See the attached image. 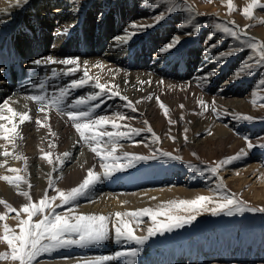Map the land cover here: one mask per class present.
<instances>
[{
  "label": "bare ground",
  "instance_id": "bare-ground-1",
  "mask_svg": "<svg viewBox=\"0 0 264 264\" xmlns=\"http://www.w3.org/2000/svg\"><path fill=\"white\" fill-rule=\"evenodd\" d=\"M45 1V9L42 14H40L38 8H40V4L43 0H27V2H25V0H0V65H4V62L7 63L10 58L14 59L15 57L13 55L18 56V58L25 56L28 57L25 65L23 64L24 66L19 65L13 70L10 69V71H4L6 67L1 66L3 71L0 72V74H2L5 79L0 80V104L7 99L9 105L17 112L27 111L32 117L30 122H25L23 125L18 124V119L12 122L0 121V123H8L9 127L11 126V123H17V130L22 136V138H16L15 147L0 138V140H2L0 141V165H2L0 166V176H15L19 174L24 178L20 182L19 187L15 184H9L7 181L0 180V199L7 202L11 200L13 196H15L16 199L25 197L21 195L22 192L27 191L30 194L36 192L41 188L42 185L40 183H44V180L48 183H50V180H54L56 183L64 182L70 186H77L80 181L82 182L86 177L88 169L93 168L96 172L103 171L100 166V157L91 150V147L88 144L82 141L79 133L75 130L73 123L66 114L59 113L52 107L48 106L46 99L43 102L33 101L30 99L31 95L29 92H23V88L25 87L35 90H43L50 81L59 78L61 75L53 78L50 65L40 68L33 66L32 63L29 65L31 61L39 58H47L49 56L57 60H62L66 57H79L81 67L83 68V61L87 60L89 62L88 73L93 80L88 86L71 91L72 100L82 96L87 97L89 94L97 92L98 89L94 88L93 85L95 83V78H98L100 83L112 87L113 91L119 90L122 96H127L131 101L152 95L153 99L151 101H153V104L157 101L155 97L159 96L160 99H163V97L167 96L164 93L169 94L173 91L174 87L179 85L186 86V89L193 88V85L197 83H201L202 86L206 85L208 82L202 81L199 78L206 73L212 72V68L215 64L208 54L205 53V45H198L192 48L189 46L190 48L185 56L180 60L177 58L178 52L174 53L172 50L161 54L159 51L161 47L166 46L174 35H179V33L182 34L181 29H171L169 28L170 25L166 28L163 27L161 30L157 27H152L155 30L152 28L150 29L149 27L144 31H140L138 35L133 36L128 43H121L119 46H116L113 42V37L123 36L126 29L129 33L132 31H139L138 29L129 28L130 22H135L137 25H147V23H138L143 17L147 19V16H149L148 14L151 12V10H147L149 9L148 7L147 9L144 7V0H86L82 4H79L80 0H57L59 1L58 5H54L52 11L50 3L54 2V0ZM194 6H196L195 3ZM191 9L192 8H188L190 13L192 11ZM196 9L199 10L197 7ZM175 19L178 20V17H174V20ZM182 19L184 20L185 17ZM65 29H67V31H64ZM99 29L104 33L100 32L97 35L96 44L93 47V45L91 46V44L88 43V39L92 36L89 32H98ZM79 30H81L82 33H88V51L79 53L78 50L75 49L77 50L75 53L74 51L73 53H67L66 48L69 47L71 49L74 47L71 43L69 44L65 41L68 33L70 31ZM61 32H63V34H61ZM148 33L149 37H145ZM103 34L108 36L106 43H103L104 40L102 41L101 35ZM258 34L264 36L262 32H258ZM169 36L171 38H169ZM166 37L169 38V41ZM145 47H147L148 49L146 50H150V52H144L145 50H143V48ZM181 52H183V50ZM179 63H181V65H178ZM18 64H20V62ZM55 69L57 73H61L59 66ZM218 70L217 73L211 77L210 81L217 80V82H219L217 85L219 91H227L229 88L235 90L233 86H229L230 84H236L233 79L234 77L222 80L225 76L224 71L222 70L221 72ZM82 75V71H77L75 75L68 76V85L71 80L79 79ZM183 77L186 78L183 80ZM187 77L190 78L187 79ZM173 78L181 79L177 82L174 81L175 79ZM6 79H8V81ZM148 80L152 81L150 85L139 83L140 81ZM158 81H163V83H157ZM115 86H118V88ZM227 86H229V88ZM181 88L183 87H180V89ZM240 88L243 89L242 86ZM158 93L160 94L158 95ZM39 94L45 96L43 92H39ZM194 95L193 97H195ZM240 100L241 99L238 100V98H235L233 101H230L229 104L231 107L235 106ZM25 105H27V108H25ZM124 106L125 101L121 98L108 99L107 104L101 107L102 110L99 113L96 111L97 113L95 114L113 117L114 114L118 113H116V111ZM41 107L44 108V111H39ZM149 110L152 111V119L155 121V124H157V127H159L161 124L159 121H162L165 118V115L163 114L164 111L161 109L158 111L156 107L153 110L151 108ZM145 112L147 111L145 110ZM3 114L6 116L11 115L6 110ZM119 114L122 113L119 112ZM235 114L233 112L229 113L227 116H231L230 119L232 120H229L227 123L225 122L224 125L218 123V125H220L219 128L221 130H228L229 125L235 127L237 125V122L233 119ZM46 116L47 120H45ZM37 119L40 120L41 124L38 125L36 123ZM139 119L141 118L139 117ZM117 123L125 124L123 120L119 119H117ZM45 124L47 126H43ZM234 129L235 128H229L230 131L228 130V133L234 131ZM106 130L112 131L113 129L109 125ZM52 132H55L56 136H52ZM201 132L202 130L196 131L197 136H190L191 138L189 141L195 140L196 142L197 137L200 136ZM34 140H40V148L36 150V152L28 151V148L33 149L31 145ZM141 141L142 143H140ZM189 141L182 142V144L188 145ZM238 141L241 142L240 144H246L244 139ZM163 142H165V144H171L173 140L168 136ZM159 144V142H152L151 134L147 136L140 134V139L136 141L121 139L116 145L115 154L122 155L127 152L132 154L149 155L153 151L159 150ZM52 145L61 148L57 158H62L64 152H69L71 154V159L66 160L65 163L58 168L56 167L59 163L58 159L52 164H49L48 158L44 156V153H50L46 151L47 149L49 150L50 147L54 148ZM236 145H239L237 141L234 142V146ZM92 146L96 145L93 143ZM99 146L108 151L113 147L112 144L107 143V137L101 141ZM5 149L12 155H9L8 157L3 156L2 153ZM244 149L248 154L242 158L245 159L243 162L238 163V165H240L238 169H248L253 167V172L260 169L258 173L260 175L264 173V149L260 150L259 155L253 158L254 161L252 160V163L250 162V157H253L252 154L257 151H252L247 149V147ZM157 154L159 153L157 152ZM15 155L27 157V165H25L24 159H14L13 157ZM5 159L8 161L7 164L3 163ZM120 163H123V160L120 161ZM11 168L19 169L20 171L19 173H14L10 171ZM182 170H184V167L177 161H170L167 159L144 161L126 172L117 173L115 179L104 180L102 183L96 184L87 196L81 197L73 205H66L63 208L57 209V211L67 212L69 207H71L72 211L77 214H95L111 217L112 219L109 220L108 227L112 230L114 214L116 212L133 211L135 206L139 209L140 205L144 202L148 204V202L154 201L155 203L160 202L162 205L164 200L163 197L171 196L178 190L183 191L190 196L195 193L202 194L208 191L205 189L207 186H210L211 176L200 178L198 177L199 174L195 176V173L192 172V174L190 173L191 176L194 175L195 177L191 178L189 171L186 174V176L188 175L187 179H184ZM258 173L255 174L257 175ZM181 180H183V183L177 187L179 185L177 183ZM29 184L31 185V188H29ZM165 184H169V186H163ZM152 197H155V199H152ZM25 198L27 199V197ZM16 220L18 219L12 218L11 222L16 223ZM144 221V229L147 231V228L150 227L149 223L151 222V219L147 218ZM4 223L5 222L0 223V228H3ZM135 225L136 223L133 220L132 226L134 231L137 226ZM234 241L235 240L230 239L222 245L215 246L211 245V242L210 244L207 242L206 244L200 246L197 245L193 248L186 247L185 244V247L183 245V247H180V245L177 247L178 245H176L175 247L177 248L173 250L169 249L170 251L160 247L161 252L156 253L155 256L153 255L154 259L151 264H182L183 261L186 264L192 263L195 259L208 260V258L213 257L218 258H214L216 260H214V263H211L210 261L211 264H224L225 262L223 263L222 261L225 260V257L233 256L231 258H238V256H242L244 248H248L247 243L242 241L240 244L235 245ZM212 242L215 244L216 241L212 240ZM254 246L256 247H253L254 250H260L261 254L264 255V242L262 246L260 245L258 247L257 244H254ZM130 247H139L140 250H143V245L104 242L86 248L79 249L71 247L62 251L45 253L38 258V261L39 264H78V262L85 259H91L98 255L111 254L115 251ZM157 249L155 250L157 251ZM250 254L255 255L253 253ZM219 256H222L223 258L220 257L219 259ZM259 256L258 258H261V261H263L264 257ZM136 258L137 256L131 259L136 260ZM125 259L127 258H122L117 262H112V264H124ZM146 260V258L138 260L137 264L139 262V264H147L148 262ZM235 261L236 262L233 261L234 264H248L245 263L246 260L245 262H242L241 260L239 261L238 259ZM233 262H231V264H233ZM2 264H16V262L5 261L2 262ZM249 264L252 263L249 262ZM258 264H260V262ZM262 264H264V262Z\"/></svg>",
  "mask_w": 264,
  "mask_h": 264
},
{
  "label": "rangeland",
  "instance_id": "rangeland-1",
  "mask_svg": "<svg viewBox=\"0 0 264 264\" xmlns=\"http://www.w3.org/2000/svg\"><path fill=\"white\" fill-rule=\"evenodd\" d=\"M85 1L86 0H80L79 4H82ZM112 1H116V0H112ZM58 2L59 1L54 0V2L50 3L51 11L53 10L54 5H58ZM193 2L196 4V6H194ZM250 3H251V0H232L231 5L229 4V0H160V1L159 0H144L143 1L144 7L146 9L148 7L149 9L147 10H151V12L148 14L149 16H147V19L143 17V19L141 18L142 20H139L138 23L139 24L147 23V25L155 24V27L159 28V30H161L163 27L164 28L169 27V25H170L169 28L171 29H181L182 34L179 33L181 37L177 34L178 37H180V43L176 46L177 48L172 49V52L174 53L178 52L177 58L179 60L183 56H185L186 52L188 51L190 47L192 48L198 45H205L204 46L205 48L207 44L208 45L214 44L217 41H221V43H220V46L215 49L216 53L227 52L233 49L243 48L242 51H236L234 55L227 57L225 60H222L219 63L214 62L215 64L212 68V72L216 71L215 72L216 74L218 69H219L218 71H221V72L223 70L225 76L222 78V80H227L230 77L231 78L234 77V72H236L238 68H241L242 61H244L246 58L250 56H253V57L258 56L259 51L248 49L244 45L243 39L241 41H237L231 37L224 36L220 31L216 30V25L222 24L226 26H232L230 22L234 21L235 25H238L241 29H244L247 32V39L249 40L254 39L255 41L264 42V36L258 34V32H262L264 34V7H257L253 9V15L251 18H249L243 14V9ZM260 3L264 4V0H260ZM45 5H46V1L43 0V2H41L40 4V8H38L40 14H42V12L44 11ZM196 7L199 8V10H197ZM230 7L233 10L230 11ZM188 8H192L191 13L188 11ZM214 9L216 12L214 11ZM168 10H171V14H169ZM161 13H164L166 18L160 20L159 23H156L154 18L157 17ZM189 16H191L192 18V23L188 24V26L185 27V29L178 27L182 23H185ZM174 17H178V20L177 19L174 20ZM184 17L185 19L183 20L182 18ZM179 18L181 21L179 20ZM194 24L202 25L198 34L193 32ZM246 26H250V27H246ZM151 28L152 27H150V29ZM81 30L70 31L65 41H67L69 44L71 43V45H73L75 42H80L82 40L87 42L88 33L87 32L82 33ZM100 32L104 33L101 29H99L98 32H89L92 35L91 38L88 39L89 44H91V46L92 45L93 47L95 46L96 37ZM212 32H216V35H210ZM188 33H192V34L189 35ZM105 34H103L105 37L101 35L102 41L104 40L103 43L107 42L108 36H106L107 34L106 35ZM170 36L169 38H171ZM145 37H149V33ZM173 37H175V35ZM169 38L166 37L167 40ZM73 49H77V48L73 47ZM146 49L148 48L147 47L143 48V50H145L144 52H150V50L147 51ZM182 50L183 52H181ZM86 51H88V48L85 46L80 49V52L82 53ZM66 52L73 53L69 47L66 48ZM13 56L15 57L14 60L16 62H13L11 64L9 62L8 64L4 62V65H0V68L1 66L6 67L4 71L8 69V67L10 66H12L13 69H16L19 65L24 66L25 62L28 59L27 56L19 57L20 60L18 56L16 55H13ZM19 62L20 64H18ZM249 62L254 63L255 61L250 60ZM31 63L32 61L29 63V65H31ZM178 65H181V63H179ZM57 66L60 67L61 73L63 71H67V68L70 67V66H64V65H59V64H50V67L52 69L56 68ZM0 75H1L0 80H4L5 79L4 76H2V74ZM240 76L242 78H239V79L235 77L233 78L236 84L229 85V86H233L235 90H232V88H229V86H227L229 88L227 91H219V88L217 87L219 82H217V80H211L204 86H202L201 83L199 84L197 83L193 85L194 89L193 88L186 89V86L179 85L177 87H174L173 91L170 92L169 94L164 93L167 96L163 97V99H160V101H162L163 104L168 108V114L165 115V113L163 112V114L165 115V118L162 121H159L161 123L159 127H157V124H155V121L152 119L153 117L152 111L149 110L150 108L153 110L155 109V107L158 109V111H160V109L163 110L160 107V104L158 101H155L153 104L152 103L153 101L142 99L144 98L142 97V98L132 101L135 105V108L136 109L138 108L136 111H133L131 108L128 109L127 107L124 106L121 109L119 108L118 111H116V113L120 112L122 113V115L128 116L130 119H127L128 117H126V119L123 121L125 122V124L127 123V125H129L130 127H135L138 129H146L150 125L153 131L156 133V135L160 137L159 150H162L164 152H171L174 155H179L183 158L184 161L190 162L193 165H197L201 169H205V168L214 166L216 163H218L220 160L224 159L225 157L233 156L237 154L238 152H240L241 149H244L246 147V144H240L241 142L238 141L240 139L243 140L244 136H248L253 142V144L264 143V86L260 84L262 77H264V71L256 70L254 68L252 69V74L249 75L247 72V69H245L240 72ZM67 78H68L67 75L61 74L59 78H56L50 81L43 90H35V89L28 88V90L26 91L27 87H25L23 88V92H29L31 96L41 95L39 94V92H43L45 94L48 106L52 107L55 111L62 113L56 108L55 103H53L52 101L54 100V98L59 96L58 90L67 88L68 86ZM185 78L186 77H183L182 79L184 80ZM189 78L190 77H187V79ZM173 79H175L174 81L179 82L180 81L179 79L181 78H173ZM6 80L8 81V79ZM241 86L243 87V89L240 88ZM180 87H183V88L180 89ZM160 93H158V95ZM193 95L196 98L193 97ZM49 98H52V99H49ZM169 98H172V99H169ZM235 98H238V100L239 99L241 100L238 101L235 104V106H232L233 107L232 109L229 102L233 101ZM201 99H203L207 103L208 105L207 111H203L201 106L198 104V101ZM72 101L73 100L70 94L67 96L64 103L65 105H71ZM137 101H140V103H136ZM213 101H215L214 105L212 104ZM253 101H255V103H253ZM180 105H184V107L181 108ZM62 107H63V114H66V112L69 110L68 107H64V106ZM212 107H215L216 111H218L219 109L218 112H221V113L225 111H227L228 113L233 112L234 114L236 113L235 116H238L240 114H245V115L252 116L254 119L251 121H247V122L243 120L235 119V122H237V125L235 127H232L231 125H229V128H235V129L234 131L228 133V130H229L228 127H226L228 128V130H225L224 128H223L224 130H221L219 126L224 125L225 122L227 123L229 120H232L230 119L231 116L223 117L224 115H221V116H218L217 118L216 112L212 111ZM101 110H102L101 108H99L98 110L96 109L98 113ZM145 110L147 112H145ZM181 116H183L184 118L180 119ZM139 117L141 119H139ZM219 117H223V118H219ZM169 120L176 121V123L171 124L169 123ZM199 120H200V123H199ZM145 121H147V124H145ZM218 123L220 125H218ZM200 127H204V128H200ZM185 128L188 129V132L186 133L187 141H189V139L191 138L190 136L196 135V131L202 130L200 136L197 137V140H196L197 143L195 142V140H190L188 142V145L182 144V142H186L184 139V136H185L184 129ZM121 130H126V129L122 128ZM141 134H144L145 136H147L150 133H148L147 131H143ZM168 136L175 137V140L172 139L173 142H171V144H165V142H163L164 139L167 138ZM139 139H140V135L134 136L130 140L136 141ZM235 141H237L239 145L234 146ZM31 146L33 147V149L28 148V151L36 152V150H38L41 146L40 140H34ZM50 149L49 150L47 149L46 151L51 153V159L53 160V162H55L61 148L60 147H54V148L50 147ZM250 150L252 151L255 150V152L257 151L256 153L252 154L253 157H250L251 158L250 162L252 163V160L254 161L253 158L259 155V151L262 150V148L255 147ZM193 153H196V155H193ZM244 160L245 159L236 160L232 164L221 168L219 170L218 175L216 176H213L210 172H207V171L203 173L204 175L199 172H193L190 168L187 167L186 163H181L177 161L181 166L184 167V170H182L184 179H187L188 175L186 176V174L189 171H190L189 172L190 176L192 172L195 173L194 174L195 176L199 174L198 177L200 178H204V177L207 178L208 176H211L210 186L206 187L205 190H208V191H206L205 193H202V194L195 193L191 196L183 191L178 190L174 192L171 196L163 197L164 200L162 199L163 200L162 205H167L169 201L194 199L199 195L212 196L214 199H219L220 192L216 191V189L218 185L222 183L224 186L222 191L234 194V198H238L242 200L248 206L253 207V208L264 207V186H263L264 173L260 175L258 173L260 169H257L256 172L255 171L253 172L252 171L253 167L252 168L247 167L248 169H238L240 167L238 163H241ZM255 173H258L259 175L258 174L256 175ZM194 175L191 176V178H194L195 177ZM115 178H116V175L112 179H115ZM182 181L183 180L177 183L179 184L177 187H179L180 184L183 183ZM40 184L42 185L41 188L38 189L36 192H33L30 194L32 201L38 202L43 197L45 191H47L49 196L56 195V192L49 187V183L46 182V180H44V183H40ZM163 186H169V184H165ZM72 187H75V185L70 186L69 184H66L64 182L56 183V188L60 190L67 191V190H70ZM28 202H29L28 197L27 199L25 197L16 199L15 196H13L12 199L8 201L9 204H11L14 208H17V209H20L23 204L28 203ZM55 203H59V200H57ZM144 203H145V206H144ZM144 203L140 205V207L138 206L139 209L143 207L145 208L146 206L155 209L161 206L160 202L155 203L153 201V202H148V204L146 202ZM133 210H137V206H135ZM177 211H179L180 214H185V215L187 214L183 210H177ZM4 213H7V208L5 205H0V214H4ZM12 218L18 219L15 221L16 223L11 222ZM26 218H27L26 213H21L19 217H17L15 213H10L6 215L5 220L0 223L5 222L10 226V228L16 231H19V229L17 228L18 223L20 222V220L26 219ZM147 218L148 217L142 218L138 227L135 225L136 235L143 236L147 234V231H145L144 229L145 226L143 225V223L145 222L144 220H146ZM36 219L38 218L33 217L34 221ZM161 219H163V217H161ZM149 224L151 226V222ZM2 235H3V228H0V236ZM230 239L235 240L234 241L235 245H238L243 241L247 243L248 248H244V250L242 251V256L244 255L243 257L241 255L238 256V258H231L233 256L225 257L224 258L225 260L222 261L223 263L225 262L224 264H231V262L233 261L236 262L235 260L237 259L239 261L241 260L242 262H245L246 260L245 263H248V264L249 262H251L252 264L254 263L258 264L260 262V264H262L264 260L261 261V258H258V256L260 255L261 257H264V255L261 254L260 250H257V249L254 250L253 247L256 248L254 244H257L258 247L260 245L262 246L264 242L263 241L264 240V212H259V211L245 212L242 215L235 214L233 216H228L224 213H221L220 215H212L210 212H202L192 224L185 225L183 228L174 229L172 232H167V233H164L163 235L158 234V235L151 237L143 245V250L139 251V254L137 255L136 260H134V264H137L138 260H141L143 258L147 259L146 260L148 262L147 264H151V262L154 259L155 254L158 252L159 253L161 252L160 247L168 249V250L169 249L173 250L179 247V245L180 247H183V246L185 247L186 245V247L193 248V247H196L197 245L200 246V245L206 244L207 242L208 244H210L211 242L212 243L211 245L215 246V245H222L223 243L228 242V240ZM212 240L216 241L215 244L214 242H212ZM106 242L116 243L114 239H110ZM176 245L178 246L175 247ZM72 248H79V247L74 246ZM155 249H157V251ZM62 250L64 249H60L57 251H62ZM3 252H10V249L5 242L0 241V253H3ZM250 253H253L255 255H252ZM220 257L223 258L222 256H219V259ZM214 258L216 259L218 257L208 258V260L207 259L206 260L204 259L196 260L195 259L192 261V263H186V264H196V263L197 264H202V263L211 264L216 261ZM7 261H11V260H7ZM2 262H5V260H0V264H2ZM182 264H185L184 261Z\"/></svg>",
  "mask_w": 264,
  "mask_h": 264
},
{
  "label": "snow or ice",
  "instance_id": "snow-or-ice-1",
  "mask_svg": "<svg viewBox=\"0 0 264 264\" xmlns=\"http://www.w3.org/2000/svg\"><path fill=\"white\" fill-rule=\"evenodd\" d=\"M27 2V0H25ZM232 0H229L231 5ZM257 7H264V4L260 3V0H251L243 9V14L246 17L251 18L253 15V9ZM233 10L230 7V11ZM171 14V10H168ZM164 13L159 14L155 17L156 23L160 20L165 19ZM192 23V18L189 16L185 23H182L178 27L185 28L188 24ZM232 26H226L222 24L216 25V30L220 31L224 36L231 37L237 41L243 39L244 45L251 50H258V56H250L246 58L241 63V68H238L234 72V77L239 79L240 72L247 69L249 75L252 74V69L264 71V42H259L247 39V32L241 29L235 22H230ZM149 27H155L152 25H137L135 22H130L129 28L138 29L139 31L125 30V34L120 37H113V42L116 46L121 43H128L129 40L144 31ZM202 25L194 24L193 32L199 33ZM250 27V26H246ZM64 31H67L65 29ZM63 34V32H61ZM191 35L192 33H188ZM210 35H216V32H212ZM180 43V37L175 36L166 45L159 49L161 54L167 53L175 48ZM221 41H217L214 44H209L204 49L205 53L208 54L210 59L216 63L225 60L227 57L235 54L236 51H242L243 48L233 49L227 52L216 53L215 49L220 46ZM250 60H254V63H250ZM88 61H83V68L81 67V61L79 57H66L62 60L54 59L49 56L47 58H39L32 61V65L40 68L47 67L50 64H59L64 66H71L67 68V71L62 73H57L56 69H52V77L55 78L58 75H75L77 71H82L83 75L79 79H73L70 81L67 88L58 90L59 96L54 98L52 101L55 103L56 108L62 112L63 107H68L66 112L67 117L73 123L75 130L79 133L82 141L91 147V150L96 153L101 160L102 172H96L93 168L88 169L86 177L77 186L72 187L70 190L64 191L56 188V181L50 180L49 187L56 192V195L49 196L47 191H45L43 197L37 202L32 201L30 193L25 191L21 195L28 197L29 202L21 206L20 209L14 208L7 201L0 199V204L5 205L7 208V213L0 214V222L4 221L6 215L10 213H15L17 217L21 213H26L27 218L20 220L17 225L19 231H16L7 223L3 224V235L0 236V241L5 242L10 249V252L0 253V260H11L16 262V264H39L38 258L45 253H52L60 249H67L71 247L86 248L94 245L102 244L110 239H114L117 244H135L144 245L151 237L155 235H163L167 232H172L174 229L183 228L185 225L192 224L197 217L202 212H210L212 215H220L224 213L228 216H233L235 214H244L245 212H264V207L253 208L248 206L245 202L238 198H234V194L222 191L223 184H219L216 191L220 192V198L214 199L212 196L199 195L194 199H184L179 201H169L167 205H161L155 209L151 207L140 208L133 211L127 212H116L114 214V224L113 229L110 230L108 227V222L111 217H106L104 215L95 214H77L74 213L69 207L67 212H59L57 209L63 208L64 206H71L81 197H85L88 193L95 187L96 184L102 183L104 180L112 179L117 173L126 172L131 168L136 167L137 164L148 161V160H161L167 159L170 161H179L181 163H186L187 167L193 172H199L203 174L205 171L210 172L213 176L218 175L219 170L232 164L234 161L242 159L248 154L245 149H241L240 152L233 156L225 157L220 160L214 166L201 169L197 165H193L190 162H186L179 155H174L171 152H164L162 150L153 151L150 155L123 153L122 155H116V145L121 139H132L134 136H139L143 131H147L152 135V142L158 143L160 137L156 135L152 127L149 125L146 129H138L135 127H130L127 124L117 123V119L125 120L126 117L122 114H114L113 117L107 115H96V109L101 108L107 104L108 99L121 98L125 101V107L131 108L136 111L134 103L127 97L122 96L119 90L113 91L112 87L99 82L98 78H95L94 88L98 89L97 92L89 94L87 97H79L71 102V105H65V100L71 91L88 86L93 80L88 73ZM3 69L0 68V72ZM215 75V72L206 73L199 79L205 82H210L211 77ZM141 84H151L152 81H140ZM157 83L162 84L163 81H158ZM260 84L264 86V77H262ZM42 87V85H41ZM118 88V86H115ZM33 101L43 102L46 97L42 95H33L30 97ZM142 99L152 100L153 96L149 95ZM155 99L159 102L160 107L163 109L165 115L168 114V108L160 101L157 96ZM96 102V103H93ZM136 103H140L137 101ZM255 103V101H253ZM203 111L208 110L207 103L201 99L198 101ZM215 104V101L212 102ZM181 108L184 105H180ZM27 108V105H25ZM7 111L11 115H4V111ZM39 111H44L41 107ZM212 111L216 112L217 116H227L229 113L227 111L221 113L216 111L215 107H212ZM184 117L181 116L180 119ZM18 119V124L23 125L25 122H30L32 117L29 112L22 111L17 112L12 108L8 100L6 99L2 104H0V121L12 122ZM130 119V118H127ZM233 119L243 120L245 122L251 121L254 118L250 115L240 114L238 116H233ZM47 120V116L45 117ZM36 123L41 124L40 120L37 119ZM169 123L174 124L176 121L169 120ZM147 124V121H145ZM111 126L112 131H107V126ZM43 126H47L46 124ZM17 123H0V138L15 147L16 138H22L20 132L17 130ZM126 130H121V129ZM188 129H184V139L187 141ZM52 136H56L55 132L51 133ZM107 137V143L112 144L113 147L110 151L101 148L99 145L101 141ZM175 140V137H170ZM247 142V149H253L259 147L264 149V143L253 144L248 136L243 137ZM259 139V138H258ZM93 143L96 146H92ZM142 143V141L140 142ZM54 147V145H52ZM157 152L159 154H157ZM3 156L8 157L12 155L6 149L2 153ZM196 155V153H193ZM44 156L48 158V163L52 164L51 153H44ZM14 159H24L25 165H27V157H21L15 155ZM58 165L62 166L66 160L71 159V154L69 152H64L62 158L58 157ZM124 163H120V161ZM4 164L8 161L5 159ZM2 166V165H0ZM11 172L19 173V169L11 168ZM24 178L19 174L15 176L4 175L0 176V180L7 181L9 184H15L19 187L20 182ZM222 179V178H221ZM29 188L31 185L29 184ZM155 199V197H152ZM59 200V203H55ZM177 210H183L187 214H180ZM33 217H39L35 221ZM148 217L151 219V226L147 228V234L143 236H138L135 234L134 228L132 226V221L134 220L137 227L142 218ZM163 217V219H161ZM139 247H130L127 249H121L115 251L111 254L98 255L91 259H85L78 262V264H112V262H117L122 258H127L124 264H134L135 258L139 254Z\"/></svg>",
  "mask_w": 264,
  "mask_h": 264
}]
</instances>
